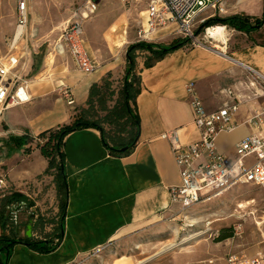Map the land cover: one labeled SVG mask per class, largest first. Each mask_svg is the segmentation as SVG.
<instances>
[{
  "label": "crops",
  "instance_id": "0c3cea01",
  "mask_svg": "<svg viewBox=\"0 0 264 264\" xmlns=\"http://www.w3.org/2000/svg\"><path fill=\"white\" fill-rule=\"evenodd\" d=\"M263 10L264 0L225 1L227 16L261 18ZM226 31L225 42L210 47L188 43L149 68H144L143 60L136 59L141 90L135 100L140 121L135 148L126 156L115 157L108 154L99 132L94 129L67 135L63 153L68 198L62 241L49 254H38L23 244H16L7 264H78L79 258L109 242L169 219L173 209L168 207L167 190L178 184L179 177L170 148L160 135L179 130L184 144L198 140L185 93L188 83H194L207 112L216 111L226 101L221 93L225 89L232 90L239 102L233 117L235 129L216 139L219 153L232 159L234 145L246 135L259 132L248 120L264 109V96L248 85L246 67L264 76V23L248 33L228 28ZM174 39L177 37H169L166 31L157 36L161 45H168ZM88 49L97 64L95 72L83 75L71 65L58 66L51 72L44 70L28 79L24 77L28 82L29 102L1 112L0 180L5 184L6 194L17 192L29 200L45 192L55 195L53 178L45 174L47 161L36 148V141L17 148L8 139L23 134L36 137L45 130L71 122L75 113L86 107L92 85L100 84L107 74L113 80L123 76L125 55L119 64L113 60L97 62L91 47ZM53 63L54 60L49 62ZM60 85L70 89L72 105H67L60 97ZM35 205L27 210L28 216L33 215ZM53 211L56 212L55 207ZM22 221L16 220L15 234L19 237L26 236L29 226L22 228ZM50 232L51 225L44 226L41 233L30 228L33 238H43ZM237 253L260 254L253 250ZM223 259L207 261L223 264Z\"/></svg>",
  "mask_w": 264,
  "mask_h": 264
},
{
  "label": "built area",
  "instance_id": "2783aa9c",
  "mask_svg": "<svg viewBox=\"0 0 264 264\" xmlns=\"http://www.w3.org/2000/svg\"><path fill=\"white\" fill-rule=\"evenodd\" d=\"M81 4L70 18L62 23L57 37L50 43L52 61L56 56L66 55L76 71L90 75L97 69L84 39L83 23L92 16L103 0H80ZM226 0H121L123 4H139L141 23L136 30V42L157 41L160 32L170 36L188 39L191 45L210 47V42L197 40L195 26L215 16L225 14ZM28 24V0H15V27L9 53L0 60V114L9 107L29 102L28 82L22 75L27 64L25 53L17 50V45L26 36ZM212 27L204 28V37ZM211 40V39H209ZM248 85L256 88L264 96V76L246 67ZM60 97L67 105L73 104L68 87L60 85ZM185 93L192 112V122L198 132V140L191 144L181 141L179 130H169L160 135L167 142L179 182L167 190L171 216L184 214L193 207L221 197L228 190L241 185L256 187L264 195V109L256 112L248 123L259 128L258 133L246 135L234 145V157L229 159L219 153L216 139L220 134L235 129L233 117L238 111L239 102L232 90H222L226 98L219 109L207 112L199 100L194 83H188ZM255 95V94H254ZM4 182L0 180V188ZM238 235V227H234ZM99 248L96 250L98 251ZM206 264H213L211 260ZM223 264H264V255L246 256L241 253H227Z\"/></svg>",
  "mask_w": 264,
  "mask_h": 264
},
{
  "label": "rangeland",
  "instance_id": "374dc122",
  "mask_svg": "<svg viewBox=\"0 0 264 264\" xmlns=\"http://www.w3.org/2000/svg\"><path fill=\"white\" fill-rule=\"evenodd\" d=\"M80 4V0H28L26 36L18 43L17 50H14L25 53L27 57V64L22 73L26 79L40 75L44 70L50 69L51 72L58 66L71 67L72 64L66 55L56 56L53 65L49 64L52 60V55L49 56L50 43L57 37L60 25L70 18ZM142 10L143 6L139 4H123L121 0H103L97 11L84 21L85 43L87 48L91 47L97 62L113 60L117 64L120 63L126 48L136 43L135 35L141 23ZM225 16L227 15H222ZM199 26L200 24L195 26V31ZM14 27L15 0H0V60L9 53ZM113 27L116 28V32L110 33ZM203 34L204 30L196 35V39L218 45L212 40L203 38ZM120 37H124V44L119 47ZM150 44H161V41H153ZM147 55L146 52H137L139 60H144ZM121 78L122 76L111 79V90L115 95L107 103L108 107L113 105ZM103 114L100 112L97 116L101 118ZM105 128L108 131L113 130L108 126ZM4 189L5 184L0 189V196L6 194ZM29 201L33 206L36 204L32 213L37 216L42 215L48 219L57 213L56 196L51 192H45L42 196L40 194ZM238 205L243 206L238 208ZM54 207L56 212L53 211ZM184 215L187 219L183 218V214H179L172 219L161 220L156 225L109 242L98 251L79 258L77 262L78 264L138 262L206 264L208 259H217L219 262L227 253H237L240 250H253L264 255V195L256 187L236 186L219 198L193 207ZM16 217L17 222L23 220L21 227H25L28 219L27 211H20ZM234 227L239 228L238 235L234 234ZM223 229H230L232 237L216 242L215 239ZM188 238L191 239L184 241ZM170 243L175 244V247L160 253V250Z\"/></svg>",
  "mask_w": 264,
  "mask_h": 264
},
{
  "label": "trees",
  "instance_id": "16d2710c",
  "mask_svg": "<svg viewBox=\"0 0 264 264\" xmlns=\"http://www.w3.org/2000/svg\"><path fill=\"white\" fill-rule=\"evenodd\" d=\"M264 23V10L261 18H252L246 15L215 16L203 22L195 31L198 35L204 28L223 26L238 32L248 33ZM188 39H174L168 45L136 42L129 45L125 51V69L120 82V88L111 107L107 103L115 95L111 90L110 74L100 82L89 88L86 107L78 110L71 122L57 125L39 133L36 137L23 134L10 137L8 142L14 147L36 141V148L47 161L45 174L53 178L58 212L54 217L44 218L36 214L29 215L25 226L40 230L51 225V232L43 238L32 236L19 237L15 234L16 214L13 212L22 204L28 210L33 204L17 192L5 194L0 199V264H7L11 249L16 244H23L38 254H49L60 245L63 237L64 211L67 204L68 190L65 174V157L63 153L64 139L67 135L83 130L94 129L99 132L101 141L108 154L123 157L133 151L137 144L140 121L136 111L135 100L140 93V78L136 74L137 52H146L148 55L143 60L144 68L153 66L167 54L185 46ZM104 113L100 118L97 113ZM105 126L113 130L108 131ZM32 220H34L32 224ZM8 230V233H6ZM232 237L230 229H223L215 239L220 242Z\"/></svg>",
  "mask_w": 264,
  "mask_h": 264
},
{
  "label": "bare ground",
  "instance_id": "6f19581e",
  "mask_svg": "<svg viewBox=\"0 0 264 264\" xmlns=\"http://www.w3.org/2000/svg\"><path fill=\"white\" fill-rule=\"evenodd\" d=\"M115 32H116V28L115 27L111 28L110 33H115ZM226 34H227L226 28L223 26H215L213 29H209L207 31L208 39H211L213 42H216V43L225 42ZM123 40H124V37H120V40L118 43L119 47L122 46V44H124ZM242 206L243 205H238V208H242ZM192 223H195V222L192 221ZM190 239L191 238H188V239H185L184 241H188ZM174 247H175V244H172V243L167 244L162 250H160V253L166 252ZM141 263L142 262H138L136 264H141Z\"/></svg>",
  "mask_w": 264,
  "mask_h": 264
},
{
  "label": "water",
  "instance_id": "95a60500",
  "mask_svg": "<svg viewBox=\"0 0 264 264\" xmlns=\"http://www.w3.org/2000/svg\"><path fill=\"white\" fill-rule=\"evenodd\" d=\"M21 209H23L22 204L19 205L16 209H14V211L17 212L18 210H21ZM26 236L27 237L30 236V227L29 226L27 227Z\"/></svg>",
  "mask_w": 264,
  "mask_h": 264
},
{
  "label": "flooded vegetation",
  "instance_id": "af4514ba",
  "mask_svg": "<svg viewBox=\"0 0 264 264\" xmlns=\"http://www.w3.org/2000/svg\"><path fill=\"white\" fill-rule=\"evenodd\" d=\"M19 211V210H18ZM14 213H16V212H14Z\"/></svg>",
  "mask_w": 264,
  "mask_h": 264
}]
</instances>
